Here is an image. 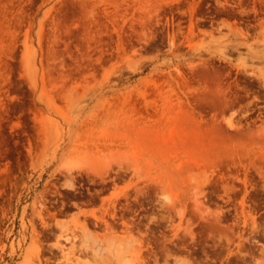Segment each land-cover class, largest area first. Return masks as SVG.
<instances>
[{"label":"rangeland","instance_id":"rangeland-1","mask_svg":"<svg viewBox=\"0 0 264 264\" xmlns=\"http://www.w3.org/2000/svg\"><path fill=\"white\" fill-rule=\"evenodd\" d=\"M261 7L0 0V264H264Z\"/></svg>","mask_w":264,"mask_h":264},{"label":"flooded vegetation","instance_id":"flooded-vegetation-1","mask_svg":"<svg viewBox=\"0 0 264 264\" xmlns=\"http://www.w3.org/2000/svg\"><path fill=\"white\" fill-rule=\"evenodd\" d=\"M261 2H262L263 7L259 8V9L256 8L255 12H253V10L248 9L250 11V14H252V15H249V17L244 18L243 20H239V22H241V25H239V27L242 29L243 32H245V34H247L249 36L253 35V33H255V32H258L262 27L261 22H264V0H261ZM60 208H62V206H60ZM120 208H121V206H119V209ZM54 212H56V210H48L49 214L54 213ZM112 219H113L112 222L117 226L123 225V223L125 222V220H123L121 218V216H119V215H115L114 218H112ZM129 219H132V217H129ZM97 223L98 222H95V225L99 226L100 223L99 224H97ZM49 224H50V226L48 229H50V230H47L45 232V234L51 235L53 233V229H55L56 226L54 223H49ZM39 226L40 227L42 226L40 224V222H39ZM46 244H49V243H46ZM45 250H48V249L45 248ZM151 259H152V257H151ZM209 260L211 262L216 261L214 258H209ZM49 261L54 262V260H52L50 258H49Z\"/></svg>","mask_w":264,"mask_h":264},{"label":"bare ground","instance_id":"bare-ground-1","mask_svg":"<svg viewBox=\"0 0 264 264\" xmlns=\"http://www.w3.org/2000/svg\"><path fill=\"white\" fill-rule=\"evenodd\" d=\"M263 44H264V43H263ZM77 168H78V170H79V167H77V166H76V168H74V167H73V168H68V169H67V172H68V173H71L72 171H74V170L77 169ZM89 168H91V166H90ZM81 170H82V168H81ZM87 172H88L89 174H92V173H91V170H90V171L88 170ZM93 174H94V172H93ZM96 174H98V173L96 172ZM95 176H96V175H95ZM253 219H254V217H253ZM253 219H252V220H253ZM254 220H255V219H254ZM254 220H253V223H255ZM61 234H62V233H61ZM68 238H69V237H68ZM66 239H67V238H66ZM38 240H39V239H38ZM67 240H68V239H67ZM138 240H139V239H138ZM38 248H39V247H38ZM38 248H37V250H35V257H36V258L39 257V256H38V253H39L38 251H39L40 249H38Z\"/></svg>","mask_w":264,"mask_h":264}]
</instances>
